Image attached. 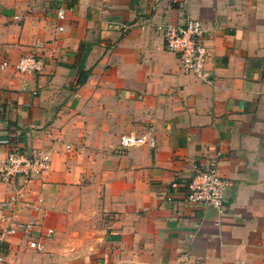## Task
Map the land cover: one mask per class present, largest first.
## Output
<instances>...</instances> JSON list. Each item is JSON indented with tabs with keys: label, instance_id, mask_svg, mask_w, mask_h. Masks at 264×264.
<instances>
[{
	"label": "crops",
	"instance_id": "obj_1",
	"mask_svg": "<svg viewBox=\"0 0 264 264\" xmlns=\"http://www.w3.org/2000/svg\"><path fill=\"white\" fill-rule=\"evenodd\" d=\"M188 18L208 29L211 83L155 30ZM36 44L43 70L17 73ZM129 132L156 146L121 147ZM13 149L50 152L31 187L54 234L41 251L10 238L4 264H264V0H0V161ZM216 153L222 214L184 200Z\"/></svg>",
	"mask_w": 264,
	"mask_h": 264
},
{
	"label": "built area",
	"instance_id": "obj_2",
	"mask_svg": "<svg viewBox=\"0 0 264 264\" xmlns=\"http://www.w3.org/2000/svg\"><path fill=\"white\" fill-rule=\"evenodd\" d=\"M65 8H59L57 17H65ZM18 18V17H17ZM58 31L63 26H57ZM155 30L162 36L166 50L175 53L178 66L185 74L192 75L195 79L211 83V77L205 70V63L209 52L204 43L207 27L200 19L188 18L181 26L171 23H157ZM43 44H36L31 53L22 55L13 64L19 74H37L43 70ZM3 62L1 67H6ZM3 143L9 140H3ZM119 145L123 148L147 145L149 148L156 146L154 136L149 133L137 134L134 132L123 133L118 137ZM67 152L73 151V146L65 145ZM83 149V146L80 147ZM219 153L210 158L203 167H196L194 173L185 183L184 200L187 203L202 207H211L222 214L225 210V193L231 182L219 170ZM51 165V155L47 150H34L28 154L18 149H13L0 161V181L11 183L17 178L22 181L15 189L7 194L0 202V264L5 263L3 244L14 236L24 240L26 246L34 251L45 248V241L50 239L54 231L50 228L44 230L41 221L35 216L43 206V198L34 193L31 186L40 174L46 172ZM33 195L32 198L28 196ZM20 209H26L33 216L22 219ZM234 264H246L239 259Z\"/></svg>",
	"mask_w": 264,
	"mask_h": 264
},
{
	"label": "trees",
	"instance_id": "obj_3",
	"mask_svg": "<svg viewBox=\"0 0 264 264\" xmlns=\"http://www.w3.org/2000/svg\"><path fill=\"white\" fill-rule=\"evenodd\" d=\"M88 73H89V71L85 72V75H84L82 78H80V79L78 80V83H79V84L85 82V80L87 79Z\"/></svg>",
	"mask_w": 264,
	"mask_h": 264
}]
</instances>
